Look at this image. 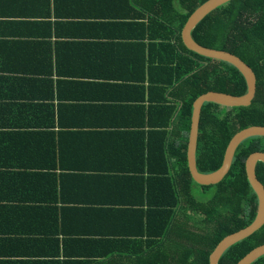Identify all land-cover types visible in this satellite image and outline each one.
<instances>
[{"label":"crops","instance_id":"obj_1","mask_svg":"<svg viewBox=\"0 0 264 264\" xmlns=\"http://www.w3.org/2000/svg\"><path fill=\"white\" fill-rule=\"evenodd\" d=\"M157 6L0 0V264H103L93 256L109 246L63 248L62 232L94 243L145 232L137 212L160 152L146 61Z\"/></svg>","mask_w":264,"mask_h":264},{"label":"trees","instance_id":"obj_2","mask_svg":"<svg viewBox=\"0 0 264 264\" xmlns=\"http://www.w3.org/2000/svg\"><path fill=\"white\" fill-rule=\"evenodd\" d=\"M175 1L156 0L159 6L150 13L149 37L153 45L147 68L151 67L162 96L151 108V112L159 113L160 120V152L152 158L159 169L146 181L147 210L137 212L145 232L132 235L138 238L136 241L95 243L82 241L81 234H73V239L64 231L61 235L63 248L85 251L88 244L109 246V253L93 256L99 258L98 263L210 264V255L220 241L247 228L256 216L257 198L246 178L245 160L253 152H264V137L244 140L236 148L228 173L215 185H198L189 173L186 152L192 102L210 91L240 96L246 92V84L230 64L188 51L181 41L187 19L207 0H178V7ZM191 37L203 47L237 56L256 78L255 96L248 108L202 104L195 160L198 172L208 174L221 166L235 133L250 126H264V0L226 3L205 17ZM255 175L264 187L263 163L256 164ZM194 185L199 188L198 194L193 191ZM262 244L264 225L226 250L218 264H236ZM125 245L132 251L123 249ZM251 264H264V256Z\"/></svg>","mask_w":264,"mask_h":264},{"label":"water","instance_id":"obj_3","mask_svg":"<svg viewBox=\"0 0 264 264\" xmlns=\"http://www.w3.org/2000/svg\"><path fill=\"white\" fill-rule=\"evenodd\" d=\"M232 0H207L198 6L190 15L181 31V41L184 47L199 56L218 60L233 66L244 78L246 92L240 96H232L220 92H207L198 96L192 102V113L190 129L187 142V167L192 180L201 186L215 185L219 183L228 173L236 148L246 139L252 137H264V126H250L235 133L230 139L222 160L221 166L217 171L203 174L196 168V146L198 137V127L202 104L216 103L224 108H248L255 96L256 78L252 69L237 56L222 50L207 48L196 43L191 37L195 27L208 17L217 8L225 5ZM258 162L264 164V152H253L245 160V174L247 181L257 198V211L253 222L245 229L225 237L216 246L210 255V264H218L222 254L235 244L249 238L264 225V187L255 175V166ZM264 256V244L259 245L249 251L236 264H251L258 258Z\"/></svg>","mask_w":264,"mask_h":264},{"label":"rangeland","instance_id":"obj_4","mask_svg":"<svg viewBox=\"0 0 264 264\" xmlns=\"http://www.w3.org/2000/svg\"><path fill=\"white\" fill-rule=\"evenodd\" d=\"M259 152H260V151H259ZM197 190H199V188H198L197 186L194 185V187H193V191H194V193L198 194L199 191H197Z\"/></svg>","mask_w":264,"mask_h":264},{"label":"clouds","instance_id":"obj_5","mask_svg":"<svg viewBox=\"0 0 264 264\" xmlns=\"http://www.w3.org/2000/svg\"><path fill=\"white\" fill-rule=\"evenodd\" d=\"M259 152V151H258Z\"/></svg>","mask_w":264,"mask_h":264}]
</instances>
